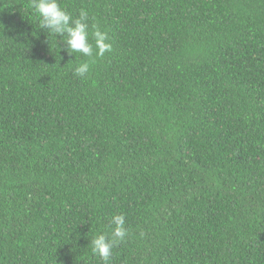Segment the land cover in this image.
Segmentation results:
<instances>
[{
    "label": "trees",
    "instance_id": "obj_1",
    "mask_svg": "<svg viewBox=\"0 0 264 264\" xmlns=\"http://www.w3.org/2000/svg\"><path fill=\"white\" fill-rule=\"evenodd\" d=\"M58 3L112 51L0 0V264H104L117 214L109 264H264V0Z\"/></svg>",
    "mask_w": 264,
    "mask_h": 264
},
{
    "label": "clouds",
    "instance_id": "obj_2",
    "mask_svg": "<svg viewBox=\"0 0 264 264\" xmlns=\"http://www.w3.org/2000/svg\"><path fill=\"white\" fill-rule=\"evenodd\" d=\"M32 7L40 20L41 29L59 36L69 55L80 53L90 58L94 55L102 57L105 52L112 51L107 31L100 30L94 24L91 26L94 45L89 41V17L85 10L81 9L79 16L73 18L60 6L58 0H32ZM89 68L88 62L81 63L75 68L74 74L83 77L88 73ZM110 224L113 226L110 235L100 234L91 240L92 251L104 261V264H109L114 245L123 241L128 235L124 215H113Z\"/></svg>",
    "mask_w": 264,
    "mask_h": 264
}]
</instances>
